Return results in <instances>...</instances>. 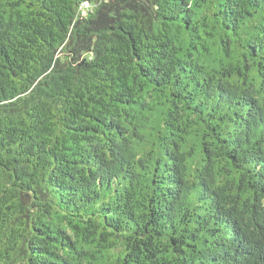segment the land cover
<instances>
[{"label": "trees", "instance_id": "obj_1", "mask_svg": "<svg viewBox=\"0 0 264 264\" xmlns=\"http://www.w3.org/2000/svg\"><path fill=\"white\" fill-rule=\"evenodd\" d=\"M0 264H264V0H0Z\"/></svg>", "mask_w": 264, "mask_h": 264}, {"label": "built area", "instance_id": "obj_2", "mask_svg": "<svg viewBox=\"0 0 264 264\" xmlns=\"http://www.w3.org/2000/svg\"><path fill=\"white\" fill-rule=\"evenodd\" d=\"M86 6H87L86 3L81 4V9H82V8H86Z\"/></svg>", "mask_w": 264, "mask_h": 264}]
</instances>
